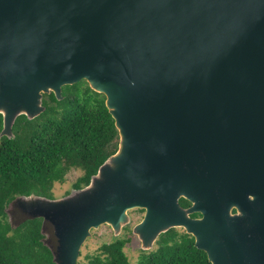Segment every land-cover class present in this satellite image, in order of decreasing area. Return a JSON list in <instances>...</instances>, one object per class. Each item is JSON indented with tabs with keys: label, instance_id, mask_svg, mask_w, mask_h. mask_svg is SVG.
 Here are the masks:
<instances>
[{
	"label": "water",
	"instance_id": "1",
	"mask_svg": "<svg viewBox=\"0 0 264 264\" xmlns=\"http://www.w3.org/2000/svg\"><path fill=\"white\" fill-rule=\"evenodd\" d=\"M83 79L117 152L82 188L13 203L53 225L56 263L144 209L145 250L183 227L211 264H264V0H0V137Z\"/></svg>",
	"mask_w": 264,
	"mask_h": 264
},
{
	"label": "trees",
	"instance_id": "2",
	"mask_svg": "<svg viewBox=\"0 0 264 264\" xmlns=\"http://www.w3.org/2000/svg\"><path fill=\"white\" fill-rule=\"evenodd\" d=\"M46 111L34 119L17 118L15 137H0V264H57L59 239L44 218H29L12 203L18 196L49 198L57 184L78 171L73 188L88 185L99 167L119 148L120 135L106 96L83 79L63 87V99L44 94ZM3 115L0 114V133ZM68 191L66 194H69ZM144 212V209H138ZM196 213V216H199ZM46 234L49 242L45 241ZM128 236L103 243L78 264H133L125 251ZM138 264H211L193 235L171 228Z\"/></svg>",
	"mask_w": 264,
	"mask_h": 264
},
{
	"label": "rangeland",
	"instance_id": "3",
	"mask_svg": "<svg viewBox=\"0 0 264 264\" xmlns=\"http://www.w3.org/2000/svg\"><path fill=\"white\" fill-rule=\"evenodd\" d=\"M78 175H79L78 171H73L68 174L67 180L64 184H57L54 191L55 197L58 198L65 196L68 191H71L73 189L72 184ZM13 203L10 209L14 208ZM130 216H131L130 223L123 227L122 232L119 235H116L112 227L108 224H104L100 226V228L93 230L92 236L87 239V241L84 243L81 249L79 260L83 259V261L87 263L86 256L98 251V248L103 243L111 242L115 240V238L117 237L125 238L128 236L129 238H131V240L127 243L125 247V251L129 256L131 262L133 264H138L139 261H141L148 254L149 251L155 249L158 245L156 241L151 249L145 250L142 248L141 240L139 239L138 235L134 234L133 228L138 222H140V220L144 216V212L138 211V209H134L130 211ZM177 229L179 231H182L180 228ZM45 241L47 243L49 242L48 234H46Z\"/></svg>",
	"mask_w": 264,
	"mask_h": 264
},
{
	"label": "flooded vegetation",
	"instance_id": "4",
	"mask_svg": "<svg viewBox=\"0 0 264 264\" xmlns=\"http://www.w3.org/2000/svg\"><path fill=\"white\" fill-rule=\"evenodd\" d=\"M180 204L184 207V208H186V209H188V208H190L191 206H192V202L191 201H189L188 199H186L185 197H182L181 199H180ZM144 213H145V210H144ZM191 216L193 217V218H196V217H200L201 216V214L199 215V216H196V212H194V213H192L191 214ZM144 217V216H143ZM143 217H142V219H143ZM141 219V220H142ZM140 220V221H141ZM182 231H185L186 232V230L183 228V227H179Z\"/></svg>",
	"mask_w": 264,
	"mask_h": 264
}]
</instances>
